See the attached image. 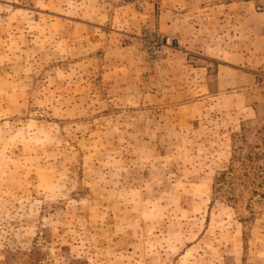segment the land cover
Returning <instances> with one entry per match:
<instances>
[{"label": "rangeland", "instance_id": "374dc122", "mask_svg": "<svg viewBox=\"0 0 264 264\" xmlns=\"http://www.w3.org/2000/svg\"><path fill=\"white\" fill-rule=\"evenodd\" d=\"M263 143L264 0H0V264H264Z\"/></svg>", "mask_w": 264, "mask_h": 264}, {"label": "trees", "instance_id": "16d2710c", "mask_svg": "<svg viewBox=\"0 0 264 264\" xmlns=\"http://www.w3.org/2000/svg\"><path fill=\"white\" fill-rule=\"evenodd\" d=\"M252 148L246 152L240 149L233 155L232 161L237 160L238 166L231 162L221 172L216 178V183H219L216 190L226 186L229 191L234 192L237 186L250 187L254 195L264 197V143L260 148L259 145Z\"/></svg>", "mask_w": 264, "mask_h": 264}]
</instances>
